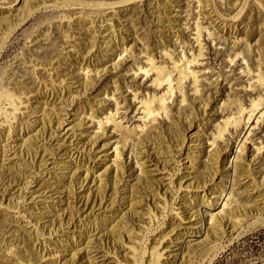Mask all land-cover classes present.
Wrapping results in <instances>:
<instances>
[{
  "label": "rangeland",
  "instance_id": "1",
  "mask_svg": "<svg viewBox=\"0 0 264 264\" xmlns=\"http://www.w3.org/2000/svg\"><path fill=\"white\" fill-rule=\"evenodd\" d=\"M23 1L0 0V40L24 16L22 6L39 9L0 55V264H73V258L75 264H92L86 246L66 235L68 222L70 228L76 224L77 235L84 231L87 213L79 217L64 203L54 210L56 217L48 215L40 225L30 223L32 218L24 212L40 213L30 199L42 191L41 184L49 178L48 170H53L57 156L44 152L42 164L37 157L42 166L37 165L27 179L19 165L10 169L9 152L3 155L9 147L10 129L14 131L32 119L35 99H28L39 94L43 83H72L74 92L85 93H66L59 114L65 123L47 147L61 139L65 128L79 139L64 144L63 149L91 156L104 151L101 164L96 160L101 172L78 165L71 189L76 196L81 192L83 199L94 196L96 202L101 201L106 188L103 176L109 173L117 186L108 185L102 217L107 216L108 208L110 215L118 214L117 209H131L136 204L132 196L152 201L143 168L145 155L160 154V163L168 166V172H163L168 175L164 178L168 195L156 208L152 205L144 225L135 224L136 244L108 255L112 264H165L172 249L176 250L170 258L177 263L202 264L215 243L231 238L240 208L264 213V117L259 119L264 110V83L258 81L259 75L264 80V0H28L26 5ZM104 4L109 7H100ZM198 26L202 30L200 42ZM151 60L173 73L175 81L180 73L174 65L184 69L196 60L188 70L196 75L200 91L196 93L192 76L183 87L175 83L176 94L166 102L169 117L162 113L153 122L140 102L160 97L168 86L157 90L153 84L156 75L147 77L140 72L149 68ZM135 95L139 99L135 100ZM253 101L262 103L251 112ZM48 102L43 101L38 118L46 117L44 112L51 113ZM112 114L123 126L119 131L107 120ZM53 117L58 121L57 115ZM229 118L231 126L225 138L213 146ZM126 132H132L127 146L122 141ZM21 152L28 154L24 145ZM217 153L221 155L218 170ZM29 155L33 157V153ZM147 170L150 172V167ZM58 186L56 191L65 194V185ZM124 187L125 203L120 198ZM50 194L59 193L50 190ZM228 200L233 204L224 207ZM121 203L123 208H119ZM94 210L99 212L98 207ZM187 213L194 218L189 225ZM61 217L65 221L62 228L58 223ZM214 217L222 220L227 231L215 224ZM112 228L107 230L110 236ZM207 235L216 239L193 252ZM243 235L236 234L212 264H264V225ZM64 239L72 244L63 243ZM64 246L71 249L64 251ZM188 247L192 254L187 253ZM124 256L128 262L122 260Z\"/></svg>",
  "mask_w": 264,
  "mask_h": 264
},
{
  "label": "bare ground",
  "instance_id": "2",
  "mask_svg": "<svg viewBox=\"0 0 264 264\" xmlns=\"http://www.w3.org/2000/svg\"><path fill=\"white\" fill-rule=\"evenodd\" d=\"M27 1L28 0H24L23 5H26ZM131 1H133V0H127V2H131ZM211 2L212 1L210 0V3ZM100 7H109V5L104 4V5H101ZM22 10L25 11V13H24V16L20 17L19 23H17V25L15 26L14 29H9V33L5 36V38L0 40V55L3 52V50L5 49L7 43L12 39L14 34L32 16H34L39 9L29 10V9H26V7L22 6ZM197 29H198V40L197 41L200 42L202 30H201L200 26H198ZM200 57H202V54H200L199 58ZM195 63H197L196 60H194L193 63L188 62L186 64L187 67H185L184 69L179 68L178 65L175 64L174 65L175 70L179 71V73H180V78L177 81L174 80L173 73H169V72H166L162 68H158L154 64L153 60L149 61V65H150L149 68L141 69L140 72L143 73L147 77L150 76L151 74H154L153 76L156 75V79L154 80L153 84L157 90L160 89L161 87L163 88L165 86H168L167 93H164L160 97H158L157 95H154V98H151L149 100L142 99V101L140 102L142 107H144V111L146 113V116L149 117L148 118L149 122L155 121L156 117L159 115H162V113H164L166 115V118L169 117V113L167 111L168 107L166 105V102L171 101L173 96L176 94V89L174 86L175 83H177V85H179V86L182 85V87H183V86H185V85H183V83H185L187 80H189V77L192 76L194 81H195L196 93L198 94L200 92L199 86H198L199 81H198L196 75H194V74L190 75V71L188 70V66H191L192 64H195ZM258 81L262 84L264 83L262 75H259ZM71 84L72 83H70V84L51 83L50 85H47L46 83L42 84V89L40 90L39 94L31 97V99H28V101H34L33 99H35V102L33 104H31L32 119H30L25 124H21L20 127L19 126L16 127L14 129V131L12 129H10V131L7 135V142H6V145L8 144L9 147L5 148L3 155L6 156V151L9 152L8 157L10 158V156H11L13 159V160L11 159V161L8 162L10 169H14L16 165H19V167H21L22 173L24 174V176L26 178H27V176L32 175L33 169L34 168L36 169V166L39 165V163L40 164L43 163L44 158H41V157H42V155L45 154L44 152H51L50 154H52L53 156L55 155L54 158L57 156L56 158H58V159L57 160L54 159L55 161L53 164V170L52 169H50L52 171L48 170L49 178L47 180H43V182L41 184V190L42 191L40 192V194L33 196L30 199V201L33 202L32 204H35L36 206H38V208L40 209V211H39L40 213H38V214H34L33 212L30 213V210H28V211L25 210L24 212L29 214V217L32 218V221L30 223L36 221L39 224L44 222L48 215L50 216L52 214V216L54 218V216L56 215V214H54L55 213L54 210L56 211V210L61 209L62 206L64 205V203H66L67 205H70V207L74 211H76L77 214L79 213L78 214L79 217H80V214L85 215L87 213L86 214V223L84 225V231H82L80 235H77L76 231L74 230V227L76 226V224L74 226L72 225L73 228L72 227L70 228L71 225L68 222L67 228H66L67 229L66 235L72 236L71 240L76 242V244L86 246V249L88 250V256L91 259L92 264H112V261H110V258H108V255L109 254L111 255L112 253L115 254L114 250L117 251V249H119V248H120L119 250L126 249L127 245L131 246V245L136 244L135 234L138 232L137 231L138 228L136 227V225L138 223L139 224L143 223V225H144V221L146 220V219H144V217H146V215H148L150 210H152L153 206L155 208L158 206V204L160 202L159 200H161L162 197H166L168 195V189L169 188L167 189L168 186L166 184V180L164 179L168 175H163V172H166V173L168 172L167 171L168 166L167 165L163 166L160 163V157H162V155H160V154L158 156L153 155L154 157H150V156L147 157L145 155L143 158L145 161L143 168H144L145 172L147 173L148 180L150 183L149 188L151 189L152 194H153L152 195L153 197L151 199L152 201H150V200L146 201V199L141 198V196L137 197V198H134L132 196L130 199H131V201L136 202V204H132L131 209H130V207H129V210H125V209L120 210V209L116 208L118 211L116 210L115 213H117V212H119V213L118 214L113 213V215H110L109 213H111V212L109 211V208L107 209L108 214L112 217L108 216V214H107V216L105 215L104 217H102V214L104 215L105 212H104V209H101V208H103L102 206H103L104 200H106L105 198L107 196L108 185H110V184L116 185L115 184L116 182H113V178L111 177V175H108L109 173H105L106 174L105 177L103 176V181L106 184V188H104L102 190L101 201L97 200V202H96V197H94V196H92V198H90V199H87L86 197L83 199L82 196L80 197L81 194L79 195V193H81V192H78V194H77L79 197L74 195V193L71 192V189H72V182L75 181L74 177L77 173L76 170H77L78 165L79 166L83 165L88 171L101 172L102 166L99 167L97 165L100 163V160L103 159L102 154H104V151L96 153V155L91 156L90 153L86 154L85 151H84L85 153L82 152L81 155L75 151L78 154L77 155V154L73 153L74 151L69 152L65 148L63 149L64 144H66L68 142L73 143L74 141L79 139V138H75L74 133L70 132L71 129L65 130V128H63V131L65 133L63 134L61 139H57L55 145L52 144L51 146L49 145L47 147L48 143L51 142L52 139L55 138V134L57 133L56 130L62 128L63 123H65V121H63V120L61 121L62 118H60L59 114L61 113V108L66 103V102H64L67 100L66 99V97H67L66 93L69 92L67 94H70V96L74 95V93L85 94L82 91L80 92L78 90H76L74 92L72 90L73 85H71ZM180 92H182V89H180ZM136 99H139L137 97V95H135V100ZM43 101H50V103L48 102L49 104L48 103L47 104L50 106L52 111H51V113L50 112L49 113L44 112V114L46 113L45 114L46 117H43V119H42V118L37 117V115H38L37 113H38L39 108L42 105ZM185 101H187L186 95L183 96V103H185ZM261 103H262V101H259V102L253 101L251 112L254 110H257L259 108V106L261 105ZM86 105L88 106V105H90V103L87 102ZM92 106H93V104L91 105V107ZM240 112L243 113L244 109L241 108ZM251 112H249V113H251ZM117 114H118V110L116 111V115ZM54 115L58 116L57 117L58 121H56V122H55V119L53 117ZM116 115L112 114L110 117L107 118V120H108V122H112L115 125V129H117L119 131L123 128V126L120 123H117ZM262 117H264V110L262 111L259 119H261ZM230 121H231V119L229 118L226 121L225 127L219 131V135H218L217 139H215L213 141V144H212L213 146H215V144H217L218 140H222L225 138L224 137L225 133L228 131L229 126H231ZM140 128L141 127H139L138 129H140ZM130 133H132V132H129V133L126 132L124 134L125 136L122 138L124 145H126V143L129 141V139L132 137V136H130ZM77 137H78V135H77ZM76 144H77V142H76ZM79 144H80V142L78 143V145ZM23 145L26 147L28 154L21 152ZM217 146H219V145H217ZM5 147H7V146H5ZM80 148H82V147H80ZM116 151H118V148H116ZM96 152H98V151H96ZM29 153H33V157H31L29 155ZM220 156L221 155H219V153L216 154V163L215 164L217 166V170L220 168V166H219ZM37 157H38V160L41 159V161H39V163H38V160H35ZM103 157H104V155H103ZM145 159H147V160H145ZM96 160H99V163L96 162ZM41 166L42 165H39L38 168ZM149 167L151 169L150 172H148V170H147ZM123 170H124V167H123ZM169 170H170V168H169ZM124 171H123L122 176L124 175ZM218 172H220V171H218ZM189 174H191V173L189 172ZM28 178H30V177H28ZM122 178H124V177H121V180H122ZM59 184L65 185V188H66L65 194L63 193V191H61V192L56 191V189H57L56 186H58ZM81 184H83V183H81ZM123 184H124V186L128 185V183L127 184L123 183ZM178 185H180V187H182V183H180ZM183 185L185 186V184H183ZM186 187L189 188V187H191V185L188 183ZM58 188H59V186H58ZM65 188H64V190H65ZM82 189H84V187ZM45 190H49V192L51 190V193L54 192V193H59V194H58V196H55V194L48 195L49 192H47L48 194L47 193L44 194ZM111 190H109V191H111ZM121 191L123 192V194H122L123 198L122 197H120V198L122 199V202L125 203V201L127 200L126 197H124V195L126 194V187H124V189ZM207 191H209V190H207ZM62 193L64 195H62ZM74 196H76V197H74ZM90 196L91 195L87 193V197H90ZM204 196H205V192H204ZM171 198H172V196H171ZM184 200H186V199H184ZM207 201H209V200L207 199ZM228 202H230V204H228ZM228 202H226L224 204V207H230L234 201L228 200ZM123 203H121L119 208H121V207L123 208V205H122ZM182 204H183V201H182ZM96 207H98V211H99L98 213L96 212V210H94V208H96ZM183 207L184 206H182V208ZM88 212H90V213H88ZM183 212H185V214H186L187 209ZM237 214H238V217H237V220L235 223L236 225L231 230V232H232L231 238L224 243H219V244L215 243L213 245V247L210 249V251L207 253V258L204 260V263H202V264H212L215 261V259L217 258V256H219V254L226 248V244L228 242H231L234 239L236 234H237V237H240L249 231L251 232L252 229H254L260 225H264V213L260 210H255V209H252L251 207L243 206L242 208H240L237 211ZM192 219H194L193 215L190 213H187L185 220H189L188 221L189 223H187L188 225L192 222L191 221ZM213 220H214L215 224L223 232L227 231L226 226H223V224H222L223 222L220 218L218 219L217 217L216 218L214 217ZM55 222H56V220H55ZM64 222H65L64 219L61 217L58 221L60 228H62V225L64 227ZM193 223H194V221H193ZM27 224H29V223H27ZM45 224H46V222H45ZM40 225H42V224H40ZM111 225H113V228L110 231V234H111V236H110L109 232L107 230H110L109 226H111ZM140 226L141 225H139L138 227H140ZM57 227H58V225H57ZM180 228H182V227H180ZM187 228L190 231V228L189 227H187ZM183 229L184 228H182V230ZM106 231H107V233H106ZM171 232L174 233L175 231L173 230ZM183 232H184V230H183ZM175 237H177V236H175ZM178 237H179V235H178ZM237 237H236V239H237ZM213 239H216V236L212 237L210 235H207L204 242H199L198 243L199 245L197 244L196 248L194 247L195 250H193V252H196L202 246V243L205 244L209 241H211V243H212V241H214ZM62 242L67 244V245H68V243L72 244V243H70V240L68 241V239H64ZM112 244H113L114 248H113V246L111 248ZM64 247H65L64 251L65 250L69 251V249H71L70 246L69 247L64 246ZM112 249H113V251H112ZM174 250H176V249H172V250L168 251L169 259L167 258L165 264H187L184 261L177 263L176 260L170 258V254L173 253ZM186 251H187V253L192 254V251H190L189 247L186 249ZM120 253H121V251H120ZM122 260L128 262L129 259H128V257L126 258V256H124ZM71 261L73 262V264H75L74 258L71 259ZM115 261L119 262L120 259L115 257Z\"/></svg>",
  "mask_w": 264,
  "mask_h": 264
}]
</instances>
